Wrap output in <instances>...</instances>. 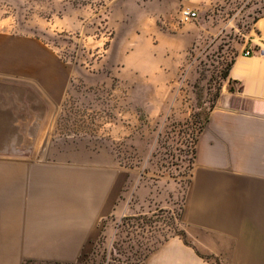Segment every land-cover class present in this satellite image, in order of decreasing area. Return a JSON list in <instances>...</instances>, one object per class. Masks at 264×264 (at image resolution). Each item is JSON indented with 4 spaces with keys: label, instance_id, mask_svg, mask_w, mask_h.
I'll list each match as a JSON object with an SVG mask.
<instances>
[{
    "label": "crops",
    "instance_id": "obj_1",
    "mask_svg": "<svg viewBox=\"0 0 264 264\" xmlns=\"http://www.w3.org/2000/svg\"><path fill=\"white\" fill-rule=\"evenodd\" d=\"M104 1L114 35L97 73L61 60L37 35L36 20L28 34L0 33V264L76 263L95 249L131 175L108 140L42 146L72 78L100 93L130 85L131 107L145 112L143 119L129 112L132 125L176 111L180 69L209 31L199 21L177 25V13L190 7L200 16L215 2ZM33 5L48 14L49 32L82 29L80 16L90 15L68 0ZM258 22L264 34V17ZM260 38L251 36L231 61L195 144L181 219L192 245L172 236L143 264H213L197 250L222 264H264V57L244 54L259 49Z\"/></svg>",
    "mask_w": 264,
    "mask_h": 264
},
{
    "label": "rangeland",
    "instance_id": "obj_2",
    "mask_svg": "<svg viewBox=\"0 0 264 264\" xmlns=\"http://www.w3.org/2000/svg\"><path fill=\"white\" fill-rule=\"evenodd\" d=\"M68 1L73 8H87L90 13L80 16L86 20L91 16L82 29L46 31L43 26L48 14L36 9L33 0H0V33L28 34L32 29L27 23L35 25L36 20L37 35L57 50L61 60L78 70L87 68L97 73L95 65L110 42L107 36L102 37L97 17L93 18L98 12L95 5L102 0ZM262 17L264 0H215L202 12L195 22L205 24L209 31L193 51V62L180 69L178 108L154 122H130L129 112L145 118L142 109L131 107L130 85L100 93L87 87L82 76L72 78L71 91L42 146L108 140L122 161V170L131 175L122 188L116 213L102 227V242L97 243L95 253L72 264H143L142 254L179 222L189 182L185 171L194 155L193 138L200 134L201 122L210 112L233 58L247 48L251 36L264 39L258 22ZM119 85L115 79L113 86ZM108 122L112 124L108 126ZM126 216L131 218L122 225ZM178 227L182 228L181 223Z\"/></svg>",
    "mask_w": 264,
    "mask_h": 264
},
{
    "label": "trees",
    "instance_id": "obj_3",
    "mask_svg": "<svg viewBox=\"0 0 264 264\" xmlns=\"http://www.w3.org/2000/svg\"><path fill=\"white\" fill-rule=\"evenodd\" d=\"M229 67H230V65H229ZM229 67H228V69L225 71V73L223 74V79L227 77ZM221 87H222V84H221V86H219V88L217 89V92H216V94H215V102H213V104H212V106H211V109L215 106L216 101H217V99H218L219 96H220V93H221ZM211 109H210V110H211ZM197 116H199V115L197 114ZM199 119H200V118H199ZM208 119H209V113L204 117L203 121L201 122V125H200V131H202V129L204 128V126H205L206 123L208 122ZM197 139H198V136H197L196 138H193V140H194V141H193V144H194V145L196 144ZM194 152H195V149H194ZM194 152H193V153H194ZM193 161H194V155H193V159L191 158V159L189 160L190 163H189V166L186 168V171H185L186 173H189V172H190V170H191V168H192V165H193ZM119 162L122 163L121 159H119ZM145 217H146V216H144V215H143V216L140 215V218L145 219ZM130 218H131L130 216H126V217L122 218V225H125V223L127 222V220L130 219ZM181 219H182V213H181V215L178 217L179 222H177L176 225H171V226H170V233L164 235V236H163V239H159V240L157 241V242H158L157 244H155L152 248L148 249V251H147L146 253L142 254V255H144V258H146L147 255H148L150 252H152V251L157 247L158 244H160V243H162V242L168 240V239H169L170 237H172V236H177V235H178V236H180V237L183 239V241H184L186 244H188V245H192L191 241H190L189 238H188V235H187L186 231H185L184 229L178 227V224L181 223ZM100 241L102 242V235H101V237H100V239H99L98 242H100ZM95 250H96V248H95L91 253L85 254L84 257L81 259V261L86 260V259H87L88 257H90L92 254H94V253H95ZM197 252H198L199 255H201L202 257L206 258L207 260L212 261L213 264H222V263L220 262V260H219L216 256H214V255H211V254H202V253H200L198 250H197ZM39 262H40V263H41V262H45V263H54V264L57 263V264H62V262H57V261H39ZM39 262H38V261H35V260H26L24 264H34V263H39ZM71 264H72V263H71ZM107 264H110V261H108Z\"/></svg>",
    "mask_w": 264,
    "mask_h": 264
},
{
    "label": "built area",
    "instance_id": "obj_4",
    "mask_svg": "<svg viewBox=\"0 0 264 264\" xmlns=\"http://www.w3.org/2000/svg\"><path fill=\"white\" fill-rule=\"evenodd\" d=\"M95 9L98 10L93 16L97 17L101 24V30L102 31V37L107 36L111 40V35H112V28L108 24V16H109V7L106 4L104 0L100 4L95 5ZM199 17V12L196 9L190 8V7H181L177 13L176 16V23L177 25H183V24H188V23H193L195 22ZM91 20V16L88 17V19L84 21ZM253 53L259 54L264 57V42L260 44L259 49L257 50H250L247 49L244 51L245 55H251ZM190 174V172H189Z\"/></svg>",
    "mask_w": 264,
    "mask_h": 264
}]
</instances>
